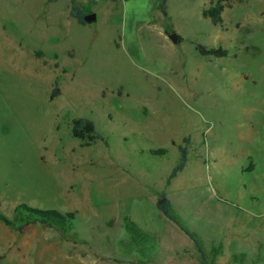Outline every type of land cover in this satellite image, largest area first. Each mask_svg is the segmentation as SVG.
<instances>
[{
    "label": "rangeland",
    "instance_id": "rangeland-1",
    "mask_svg": "<svg viewBox=\"0 0 264 264\" xmlns=\"http://www.w3.org/2000/svg\"><path fill=\"white\" fill-rule=\"evenodd\" d=\"M210 1L165 0L163 16L162 0H0V212L14 227L20 203L76 213L64 237L43 225L36 264H127L117 218L158 225L161 194L205 254L183 234L178 264H264V0H229L220 26Z\"/></svg>",
    "mask_w": 264,
    "mask_h": 264
},
{
    "label": "crops",
    "instance_id": "crops-1",
    "mask_svg": "<svg viewBox=\"0 0 264 264\" xmlns=\"http://www.w3.org/2000/svg\"><path fill=\"white\" fill-rule=\"evenodd\" d=\"M164 35L166 36L165 33ZM165 197L167 198L166 195ZM153 205L156 207V204ZM153 211L156 212L155 217L159 219L158 225L154 226L151 225L149 220H144L140 223L136 222L133 217H122L121 220L117 218V247L119 251H123H120L116 256L117 260L127 264H163L169 259L176 260L175 264L181 262L178 252L181 246L177 240L179 238L189 244L183 237V231L172 221L168 220L157 207ZM33 224L35 225H33L34 228L32 230L26 227L22 232H18L0 222V258L6 259L5 264H36L35 258H38L37 255L41 253L40 249L42 247V243L38 242V240H43L44 227L38 222ZM242 224L245 225L244 229H246V223L243 222ZM33 230L40 231L41 233H34ZM250 235L251 232H247L246 238ZM147 237H152L155 248L150 252L149 247L142 245V248L140 247L139 249L145 250L146 254L144 255H147L143 256L137 249L132 247L141 243H147L149 241ZM249 240L248 245L252 241L251 238ZM191 242L194 244L192 240ZM149 256L150 258H148Z\"/></svg>",
    "mask_w": 264,
    "mask_h": 264
},
{
    "label": "trees",
    "instance_id": "trees-1",
    "mask_svg": "<svg viewBox=\"0 0 264 264\" xmlns=\"http://www.w3.org/2000/svg\"><path fill=\"white\" fill-rule=\"evenodd\" d=\"M231 3L229 0H211L209 6L202 10V16L208 18L213 25L220 26L222 23L221 13L224 8H229ZM160 10L163 16H166L165 0H162L160 5ZM71 13L77 19V22L80 24H85L83 20L86 12L79 8L78 6H71ZM167 34V32L165 33ZM180 41V38L177 37V43ZM196 49L203 56H214V57H224L227 55V50L222 47H205L203 45H196ZM55 91L50 93V99L54 98ZM71 135L72 137L83 142V145L88 146L92 144L95 140V128L94 123L91 119L85 117L73 118L71 120ZM186 142L187 139H184ZM179 158L176 165L173 167L169 175L167 176L166 183L170 181L171 178L175 177L178 172H180L186 165L187 162V148L185 145L178 146ZM151 154H163L164 149H151L149 151ZM165 196L161 194V197ZM157 209L170 221L176 224L183 233L193 241L199 254L204 257V252L199 246V243L194 238V236L181 224V222L176 218L171 210V203L168 198L164 202L158 204L156 203ZM75 211L60 212L56 209H40L36 207L29 206L25 203H20L14 208L15 217H20L22 224L18 227H14L13 223L7 219L0 212V222L4 223L7 226L15 228L18 231H21L23 227L31 223H41L47 228L53 229L59 233L60 236L64 237L65 234L75 229Z\"/></svg>",
    "mask_w": 264,
    "mask_h": 264
},
{
    "label": "water",
    "instance_id": "water-1",
    "mask_svg": "<svg viewBox=\"0 0 264 264\" xmlns=\"http://www.w3.org/2000/svg\"><path fill=\"white\" fill-rule=\"evenodd\" d=\"M95 19H96V16H95L94 13H88V14L84 15V17H83V20H84L85 22H93V21H95ZM168 37H169L170 39H172V41H173L174 43L177 41V35H175V34H168ZM165 199H166V197L163 196V197H161V198H159V199L157 200V203L160 204V203L164 202Z\"/></svg>",
    "mask_w": 264,
    "mask_h": 264
}]
</instances>
